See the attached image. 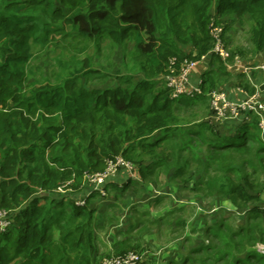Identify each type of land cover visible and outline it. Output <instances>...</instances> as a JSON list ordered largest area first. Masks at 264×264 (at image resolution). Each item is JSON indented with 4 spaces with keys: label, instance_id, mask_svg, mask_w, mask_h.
<instances>
[{
    "label": "trees",
    "instance_id": "obj_1",
    "mask_svg": "<svg viewBox=\"0 0 264 264\" xmlns=\"http://www.w3.org/2000/svg\"><path fill=\"white\" fill-rule=\"evenodd\" d=\"M231 16L250 18L251 52L264 53V0H0V212L10 221L0 232V264H97L95 194L85 205L75 198L86 188V174L105 170L119 155L138 167L146 184L157 186L165 174L187 186L194 173L189 190L230 197L249 209L247 225L236 228L226 218L208 226L214 243L191 247L170 264H264V251L253 247L264 244L259 119L222 125L181 118L193 109L211 114L210 92L231 76L217 54L200 93L173 98L165 80L186 59L209 54L212 21L224 26L225 40L221 17ZM55 34L71 39L65 75L27 85L35 45L50 46ZM103 39L126 49L132 78L90 89L82 79L95 72L92 58L77 55ZM229 52L233 61L238 54ZM68 182L70 190L58 195ZM128 187L111 182L106 190ZM141 249L129 238L115 244L114 253Z\"/></svg>",
    "mask_w": 264,
    "mask_h": 264
},
{
    "label": "rangeland",
    "instance_id": "obj_2",
    "mask_svg": "<svg viewBox=\"0 0 264 264\" xmlns=\"http://www.w3.org/2000/svg\"><path fill=\"white\" fill-rule=\"evenodd\" d=\"M26 13L38 15V12L33 11L32 9L27 10ZM221 18L223 19V24L226 26L225 42L227 48L230 51H235L243 59H252L254 54L251 52L253 47L251 45L249 32L251 26L250 18L247 16L244 18H238L236 16ZM45 20L48 19L45 18ZM53 37H55V40L53 44L48 47L35 45L34 57L31 61L28 79L26 81L27 85H30L35 81L45 82L47 79L55 81V79L60 76L59 74L63 76L65 75L62 70V64L63 62L70 60V57L73 56L72 51L68 47V43L71 39L68 37H62L60 34H55ZM125 53L126 49L115 44L109 39H103L99 46L90 45L85 53L77 55L78 59L91 57V66L95 71L91 76L84 77L82 79V84L90 89L106 88L122 84V81H124V78L127 76L132 78L133 73L127 69L124 63L123 58ZM135 75L133 77V81L136 79ZM199 82L198 78H192V83L196 86L199 85ZM186 98V96L182 97L183 100ZM180 116L186 122H195V119H198V122L201 120L211 119L208 109H193L192 111L180 112ZM230 123L231 122H227L222 125H230ZM169 176L170 175L166 176L165 174H162L157 186L154 183L153 186H150L149 184L143 182V186L138 187L137 191H134L135 189L132 188L131 192H119L114 188H110L106 196L99 195L97 192L94 193L95 198L94 200H91L90 203H92V201L102 203L100 206H97L102 208H94L96 211L95 232H102L104 230V233L107 234L108 231L111 230L110 228H112L110 226L116 224L121 225L122 222L125 221L126 225H129L127 226L129 228L130 222H127V219L128 217L133 219L132 216H134L136 225L137 222L143 220V223L146 224L145 229L150 226V228L152 227L151 229L160 230L157 234L163 235L162 241L166 240V233H169L168 239L181 238L186 235V237L182 240V245H186L187 247L186 253L182 256L185 257L191 247L214 243L213 235H208L206 231L209 226H206L207 222L214 220V226H216L219 225L221 221H225V219L228 218L229 220L227 223L236 228L247 225V213L249 212L247 207L243 208L247 210L246 215L244 213L237 214L235 209L237 207L232 202L230 197H223L219 194L208 197L200 191L193 189L189 190L197 180L198 176L196 174H192V178L188 180L189 182L187 186H184L180 180L174 181ZM147 186L150 190L146 189ZM157 188L158 191H161L162 196L165 194L162 198L161 204L165 203V205L167 204L171 209L173 208L172 211H174V213H166L161 222L155 221L153 224L148 222V217L156 220L160 215L157 213L158 209L156 210L157 207L155 206V202L156 198H159L161 195L158 197L153 196V191L157 190ZM134 192L138 194L139 192H149L150 195L148 193L143 197L144 199L136 203L132 201V198L135 197ZM63 193L64 192H58L57 194L61 195ZM57 194L54 196L57 197ZM114 200H117V202L115 203ZM106 201H111V204L106 206ZM252 206L253 205L250 204L248 207ZM178 208H181V210ZM137 210H141L143 213L148 211L150 214L144 216L141 212H136ZM125 212L128 213L127 216H125ZM151 215L153 217H151ZM138 217H140L139 220ZM199 217L201 220H204L203 229L206 226L203 235L201 234V237L198 235V231L194 229V225ZM98 223L103 224L99 226ZM169 224H171L170 227L168 226ZM253 247L264 251V244L262 243H257ZM114 254V252H111L106 248L101 252L100 257H97L98 262L103 258L110 257Z\"/></svg>",
    "mask_w": 264,
    "mask_h": 264
},
{
    "label": "built area",
    "instance_id": "obj_3",
    "mask_svg": "<svg viewBox=\"0 0 264 264\" xmlns=\"http://www.w3.org/2000/svg\"><path fill=\"white\" fill-rule=\"evenodd\" d=\"M210 31L213 38V44L209 54H217L226 61V66H238L247 77L253 82L255 72L264 71V61L258 64L244 63L243 58L236 55L233 61H228L230 57L229 49L224 40V26L212 21ZM206 56V55H205ZM203 56V58L205 57ZM198 61L186 59L179 70L171 68L169 74L165 76L168 86L172 88V97L178 98L184 95L194 96L201 92L199 85L192 83L194 71ZM256 85H254L255 87ZM243 94L242 97L232 98L230 93L223 88H215L210 92V118L218 123L224 124L232 121H244L246 116L255 115L259 119V126L264 133V99L260 95V90L255 87L254 91L247 92L245 89H238ZM135 165L124 158L122 155L111 158L107 161L105 170L101 172L88 173L85 176V190L75 198L77 205H85L89 196L99 193L102 196L107 195V185L111 182H118L117 177L123 170L133 171ZM120 182V181H119ZM70 182L57 189V192L67 193ZM10 224L8 213L0 212V232L4 231ZM143 255L141 252L130 251L125 254H114L103 258L97 264H142Z\"/></svg>",
    "mask_w": 264,
    "mask_h": 264
},
{
    "label": "crops",
    "instance_id": "obj_4",
    "mask_svg": "<svg viewBox=\"0 0 264 264\" xmlns=\"http://www.w3.org/2000/svg\"><path fill=\"white\" fill-rule=\"evenodd\" d=\"M184 48H186L187 50H191L190 46H185ZM244 63L247 64H258L264 61V53L263 52H258L254 54V57L252 59H243ZM210 62H211V54L206 55L203 59H201L200 61H198V64L196 66V69L194 71V77L195 79H201L203 73L209 69L210 66ZM227 70L231 73V76L229 78H225L222 80V84L220 88H223L225 90H227L230 93V96L232 98H239L242 97L243 94L241 91H239L238 89H245L247 92L252 91V89H254L255 87H258V89L260 90V95L261 97L264 99V71H259V72H255L253 75V82L247 77V75L240 70V68L238 66H227ZM254 85H256L254 87ZM254 119H258L257 116L255 115H248L246 116V121L248 122H252ZM216 121V120H214ZM213 121V122H214ZM216 123V122H215ZM241 123V122H240ZM222 130V132H227L226 127L222 126V128H220ZM261 138L264 140V133L261 131L260 133ZM117 180L119 183V185L122 184H128L129 183V187L127 188V190L125 191H119L118 189H116L119 192H127V191H132L131 189H135L134 191H137L138 187L143 186V182L142 179L139 175L138 172V167L135 166V169H133V171H128V170H123L119 176L117 177ZM120 181V182H119ZM150 186H153V183L149 184ZM148 185V186H149ZM148 186L146 187L147 190ZM153 196L158 197L161 195V191L157 190L153 191ZM135 193V192H134ZM149 193V192H148ZM147 192H139L135 193V197L132 198V201L134 202H140L142 199H144L143 197L145 195L148 194ZM150 195V193H149ZM152 195V194H151ZM165 195V194H164ZM164 195L160 196L159 198H156V202H155V206L157 207L156 210L158 209L157 213L160 214L159 218L155 219H151L150 217H148V221L152 222L154 224L155 221H160L164 218V215L166 213H174V211H172V209L170 207H168V205L166 206L165 203H162V198L164 197ZM94 196L91 200H94ZM111 201H106V206L110 205ZM114 202L116 203L117 200H114ZM192 203V202H190ZM100 204L102 203H98V201H92V203H90V206L92 208H102V207H97L100 206ZM147 204V203H146ZM232 204V203H231ZM104 205V204H103ZM102 205V206H103ZM179 210H181V208H178ZM236 209V213H244L246 215L247 210L246 209ZM248 209V208H247ZM176 211V210H175ZM136 212H141V210H137ZM141 214H143V211L141 212ZM157 214V215H158ZM128 213L125 212V216H127ZM146 216V215H145ZM151 217H153L151 215ZM203 217V216H201ZM131 217H128L127 222H130V227L128 228L126 225V221L122 222L121 225H112L110 227L111 230L108 231V233H104V230L101 232L97 231L96 232V241H95V255L96 257H100V254L103 250H105L106 248L109 249L111 252H114V246L115 244H117L120 241L126 240V239H133V240H137L140 241L142 243V249L140 250V252L143 255V262L142 264H170V261H181L184 257L183 254L186 253L187 247L186 245H182V240L183 238L186 237H181V238H170L168 239L169 233H166V240L162 241V236L163 235H159L157 234L158 229L154 230L151 229L150 226L147 229H143L141 230V222L143 223V220H140V222H137L136 225V221L134 216H132L133 219H130ZM200 218V217H199ZM199 218L197 219L196 223H195V227L194 229L198 231V235L201 237V234L203 235V232L205 231V228L207 225L211 226V225H215L214 220H211L209 222L206 223L205 228L203 229L204 225H203V219L199 220ZM140 219V217H138V220ZM139 223V224H138ZM103 223H98V225H102ZM157 226V225H156ZM169 227L171 226V224L168 225ZM207 230V229H206ZM161 236V237H160Z\"/></svg>",
    "mask_w": 264,
    "mask_h": 264
}]
</instances>
